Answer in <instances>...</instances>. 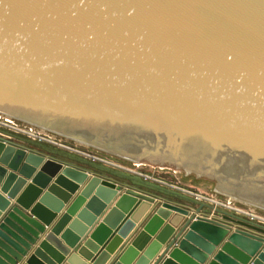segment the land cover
<instances>
[{
  "label": "water",
  "instance_id": "obj_1",
  "mask_svg": "<svg viewBox=\"0 0 264 264\" xmlns=\"http://www.w3.org/2000/svg\"><path fill=\"white\" fill-rule=\"evenodd\" d=\"M0 116L264 211V0H0ZM152 204L0 139V264H264V226L203 203L115 254Z\"/></svg>",
  "mask_w": 264,
  "mask_h": 264
},
{
  "label": "rangeland",
  "instance_id": "obj_2",
  "mask_svg": "<svg viewBox=\"0 0 264 264\" xmlns=\"http://www.w3.org/2000/svg\"><path fill=\"white\" fill-rule=\"evenodd\" d=\"M5 120L7 118L0 116V136L7 138V140L17 142L26 148L45 152L77 168L94 171V173L101 174L126 188H133L146 195H152L160 199L165 198V200L177 202L180 205L193 207L195 205L198 207L199 203L205 204L204 202L195 201L193 194H200L218 201L228 199L217 193L214 190L213 183L206 179H195L193 176H186L182 171L169 167L154 166L150 163H128L120 158L76 144L63 137L60 138L47 132L43 134L32 125H26L13 119L7 120L11 123H5ZM30 129L33 132L29 133ZM232 203L239 209L253 212L264 219V211L235 201H232ZM203 210L208 211L209 209L205 208ZM209 211L211 214L216 215L212 210Z\"/></svg>",
  "mask_w": 264,
  "mask_h": 264
},
{
  "label": "crops",
  "instance_id": "obj_3",
  "mask_svg": "<svg viewBox=\"0 0 264 264\" xmlns=\"http://www.w3.org/2000/svg\"><path fill=\"white\" fill-rule=\"evenodd\" d=\"M0 139H2V140H4V141H6V142H11V143H13V144H15V145H18V146H21V147H23V148H25V149H29V150H32V151H34V152H36V153H39V154H41V155H47V156H49V157H51V158H53V159H55V160H57V161H59V162H63V161H61V160H59V159H57V158H55V157H52V156H50V155H48L47 153H43V152H39L38 150H34V149H30V148H26V147H24L23 145H21V144H19V143H17V142H14V141H12V140H7V138H5V137H2V136H0ZM63 163H65V162H63ZM66 164V163H65ZM68 165H70V164H68ZM72 166V165H71ZM73 167H75V166H73ZM75 168H77V167H75ZM78 169H82V170H84V171H87V172H90V173H92V174H95V173H93L92 171H90V170H88V169H83V168H78ZM97 174V173H96ZM95 174V175H96ZM97 175H99V176H101V177H103V178H105L104 176H102V175H100V174H97ZM105 179H107V178H105ZM29 181L30 180H28V183H29ZM113 182V181H112ZM116 183V182H115ZM116 184H118V183H116ZM119 185V184H118ZM122 187H124L123 185H122ZM133 189V188H132ZM79 194V193H78ZM150 196H152V195H150ZM152 197H154V196H152ZM74 198V197H73ZM73 198L70 200V202H68L65 206H64V209H63V211H62V213L66 210V207L71 203V201L73 200ZM155 198V201L157 202V206H155L154 204H152L151 206V208L144 214V216H143V218L140 220V222H138V224H136L135 225V227H134V224H133V227L134 228H132V223H131V225L127 228V229H125V230H123L122 231V236L123 237H125L123 240H124V242L122 243V245H120L119 247H118V249L116 250V253L115 254H119V253H121L123 250H125L126 248H127V246H129V244L131 243V241H132V239L139 233V231L144 227V225L146 224V222L148 221V219L150 218V216H152V214H154V212H155V210L160 206V203L161 202H164V201H166V202H168V203H171V204H174V205H177V206H179V207H184V208H197L196 207V205L193 207V206H190V205H180V204H178L177 202H172V201H169V200H165V198L164 199H160V198H158V197H154ZM160 200V201H159ZM83 206L84 205H82L81 207H80V210L81 209H83ZM80 210H78V212L77 213H79L80 212ZM61 213V214H62ZM201 215L202 216H204V217H211V218H213V219H219L220 218V216H218V214H216V215H213V214H211L210 213V211L208 210H202L201 211ZM74 219V217H72V219H71V221ZM69 225L67 224V226L64 228V229H67V227H68ZM132 228V229H131ZM47 229H48V227L46 228V231H47ZM45 234H42L41 235V237H40V239H38V242L39 241H41L42 239H43V236H44ZM89 235H90V233H87V234H85L83 237H81V240H80V242H79V244L76 246V248L75 249H73V250H71V253H76L79 249H81V247H83V245L88 241V239H87V237H89ZM121 236V237H122ZM92 245L90 246V248H89V250H86V252L87 253H84V254H89V256H93L94 254H95V251L93 252V250H98V247H97V245L95 244V243H91ZM30 254V252L28 253V255ZM91 254V255H90ZM140 255V254H139ZM95 256L96 255H94V259H95ZM81 259V261L84 263V262H87L86 261V259L85 258H82V256L80 257ZM114 259V255L113 256H111V258L106 262V264H109L110 262H111V260H113ZM67 259L66 258H64V262L66 261ZM39 261V260H38ZM88 264H91L90 262H87ZM134 263V262H133ZM132 263V264H133ZM20 264H22V263H20Z\"/></svg>",
  "mask_w": 264,
  "mask_h": 264
},
{
  "label": "built area",
  "instance_id": "obj_4",
  "mask_svg": "<svg viewBox=\"0 0 264 264\" xmlns=\"http://www.w3.org/2000/svg\"><path fill=\"white\" fill-rule=\"evenodd\" d=\"M5 123H11V122L5 120ZM31 131H32V129H30L29 133ZM193 197H194L195 201H197V202H204L205 204H208V206L210 205L212 207L213 212L215 209H220L223 212H226L230 215L233 214V215L238 216L240 218H243L245 220H248V221L250 220V221L255 222L261 226H264V219L262 217L257 216L253 212H250V211L246 212L244 210L239 209L238 207H236L234 205V203H232L228 199L225 201H218L216 199L214 200L212 198L204 197L200 194H193Z\"/></svg>",
  "mask_w": 264,
  "mask_h": 264
},
{
  "label": "trees",
  "instance_id": "obj_5",
  "mask_svg": "<svg viewBox=\"0 0 264 264\" xmlns=\"http://www.w3.org/2000/svg\"><path fill=\"white\" fill-rule=\"evenodd\" d=\"M93 173H94V171H93ZM95 174H96V172H95ZM98 174V173H97ZM101 175V174H100ZM108 179V178H107ZM109 180V179H108ZM111 181V180H110Z\"/></svg>",
  "mask_w": 264,
  "mask_h": 264
},
{
  "label": "bare ground",
  "instance_id": "obj_6",
  "mask_svg": "<svg viewBox=\"0 0 264 264\" xmlns=\"http://www.w3.org/2000/svg\"><path fill=\"white\" fill-rule=\"evenodd\" d=\"M7 120H9V119H7ZM10 121V120H9ZM44 134V133H43Z\"/></svg>",
  "mask_w": 264,
  "mask_h": 264
}]
</instances>
